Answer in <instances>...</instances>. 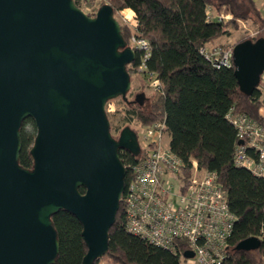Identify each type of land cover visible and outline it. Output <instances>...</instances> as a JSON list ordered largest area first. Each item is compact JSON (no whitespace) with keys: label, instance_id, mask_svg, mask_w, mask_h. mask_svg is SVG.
<instances>
[{"label":"water","instance_id":"1","mask_svg":"<svg viewBox=\"0 0 264 264\" xmlns=\"http://www.w3.org/2000/svg\"><path fill=\"white\" fill-rule=\"evenodd\" d=\"M135 59L111 4L91 16L75 0H0V264H55L52 215L62 209L83 224V264L107 253L126 188L120 151L138 154L140 145L130 126L112 134L106 104L129 100ZM234 66L243 91L258 87L264 38L236 43ZM29 117L37 125L32 168L20 163ZM259 244L251 236L236 248Z\"/></svg>","mask_w":264,"mask_h":264},{"label":"trees","instance_id":"2","mask_svg":"<svg viewBox=\"0 0 264 264\" xmlns=\"http://www.w3.org/2000/svg\"><path fill=\"white\" fill-rule=\"evenodd\" d=\"M75 2L83 8L92 0ZM110 4L115 14L126 8L135 11L137 25L121 24L122 34L129 45L133 35L149 41L147 66L157 73L165 91L153 96L138 92L128 101L115 98L119 111H124V123L119 125L132 127L135 123L150 125L164 120L170 135L169 147L186 164V176L192 173V161L196 159L201 169L217 173L228 193L236 221L227 239L223 264H264V178L235 163L234 155L241 138L228 117L231 110L246 113L264 126L261 113L264 78L258 87L245 92L239 85L234 65L219 68L201 52L208 43L231 36L239 19L252 21L258 33L236 43L264 38V16L255 8L253 0H110ZM211 8L217 11L216 15ZM252 10L255 15L251 14ZM221 14H232L233 18L219 20ZM142 54L136 50L135 61L128 65L131 77L137 72ZM120 126L116 127L117 131ZM36 135L34 119H25L21 126L20 163L26 168L34 164L30 150ZM124 151L120 155L127 168V186L139 154ZM80 190L85 192L84 187ZM125 193L126 189L109 231V249L105 255L119 264H189L182 241L176 250H170L127 230ZM52 220L60 241L55 264H83L88 248L82 235V222L64 209L53 214ZM251 236L260 238L257 248H236Z\"/></svg>","mask_w":264,"mask_h":264},{"label":"built area","instance_id":"3","mask_svg":"<svg viewBox=\"0 0 264 264\" xmlns=\"http://www.w3.org/2000/svg\"><path fill=\"white\" fill-rule=\"evenodd\" d=\"M103 4H110V0H92L83 10L95 16ZM127 10L130 9L118 12L126 23L136 26L135 11L131 9L130 18ZM232 17V14H221L219 20ZM254 31L252 36L258 33ZM131 39V46L143 52L137 72L144 77L147 89L163 94L161 80L147 66L149 41L136 35ZM201 52L219 68L234 65L233 44L205 45ZM117 109L115 99L107 101L109 115ZM228 117L244 140L235 151V163L264 178V126L246 113L231 110ZM132 126L138 136L140 157L125 188L127 230L170 250H176L178 242L182 241L184 253L194 252V256L188 258L189 264H223L236 215L230 209L228 193L217 173L201 169L198 160L193 159L192 173L186 176V164L165 142L164 120Z\"/></svg>","mask_w":264,"mask_h":264},{"label":"rangeland","instance_id":"4","mask_svg":"<svg viewBox=\"0 0 264 264\" xmlns=\"http://www.w3.org/2000/svg\"><path fill=\"white\" fill-rule=\"evenodd\" d=\"M128 14H130V13L127 11V15ZM115 15H116L117 19L121 22V24H127L125 19L122 17L121 13L116 12ZM131 16H132V13H131ZM131 16H128V17L132 18ZM229 19H231V18H229ZM227 20L228 19H226V21ZM245 21H246V23H245ZM245 21L244 20H240V19L237 21L239 25H238L237 28H234L232 30L233 31L232 35L227 37V41H226L227 44H229V43L230 44H234L239 39L252 36V34H253V32H255L254 30L256 29L257 26H255L253 24V22L250 21V20H245ZM218 40H224V38L221 37ZM216 44H222V43L220 42V43H216ZM138 92H146L147 96H153L152 94L156 93L154 91L152 92L151 90L147 89L144 77L142 75H140L138 72H135L134 74H132V87H131V89L129 91V97L130 98L133 97V95L135 93H138ZM120 108H122V105L120 106ZM117 110L119 111V105H118V109ZM123 117H124V111H119L117 115H114V114L109 115V118H110V121H111V125L113 126L112 134L115 137H116V135L119 136L121 131H122V129L125 127V126H120L119 125V124L122 125L124 123ZM117 126H120L118 131L116 129ZM131 128L134 129L133 126ZM169 141H170V135L168 133H166V135H165L166 144H169ZM138 157H140V156L138 155ZM97 264H119V263H117L110 256L104 255L103 257H101L98 260Z\"/></svg>","mask_w":264,"mask_h":264},{"label":"crops","instance_id":"5","mask_svg":"<svg viewBox=\"0 0 264 264\" xmlns=\"http://www.w3.org/2000/svg\"><path fill=\"white\" fill-rule=\"evenodd\" d=\"M253 2L255 3V8L260 11V13L264 16V0H253ZM130 14H128V16H131V11L127 10ZM210 11V9H209ZM211 11H212V14L214 13V15H216L215 13H217V11L214 9V8H211ZM255 10H252L250 11L252 15H255L256 12H254ZM222 38H224V40H216L212 43H208L207 46H212V45H215L216 43H222V44H226V41H227V37L223 36ZM264 78V76H263ZM261 113L262 115L264 116V104L263 106L261 107ZM170 142V141H169ZM169 146V144H168Z\"/></svg>","mask_w":264,"mask_h":264},{"label":"flooded vegetation","instance_id":"6","mask_svg":"<svg viewBox=\"0 0 264 264\" xmlns=\"http://www.w3.org/2000/svg\"><path fill=\"white\" fill-rule=\"evenodd\" d=\"M118 137H119V136L116 135V138H118ZM122 150H126V152H132V151H130L129 149H126V148H125V149H121V151H122Z\"/></svg>","mask_w":264,"mask_h":264}]
</instances>
